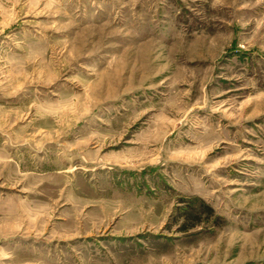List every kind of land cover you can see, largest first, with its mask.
<instances>
[{
    "label": "rangeland",
    "instance_id": "rangeland-1",
    "mask_svg": "<svg viewBox=\"0 0 264 264\" xmlns=\"http://www.w3.org/2000/svg\"><path fill=\"white\" fill-rule=\"evenodd\" d=\"M0 264H264V0H0Z\"/></svg>",
    "mask_w": 264,
    "mask_h": 264
},
{
    "label": "trees",
    "instance_id": "trees-1",
    "mask_svg": "<svg viewBox=\"0 0 264 264\" xmlns=\"http://www.w3.org/2000/svg\"><path fill=\"white\" fill-rule=\"evenodd\" d=\"M200 203L202 206V210H199V211L198 210H196V211L192 210L189 214H187V217H186L187 219L185 220V223L181 226V230L187 231L190 228H193L194 226H196L200 222V216L202 214L200 212H204L208 216L213 214V208L212 207L207 205L204 201H200Z\"/></svg>",
    "mask_w": 264,
    "mask_h": 264
}]
</instances>
